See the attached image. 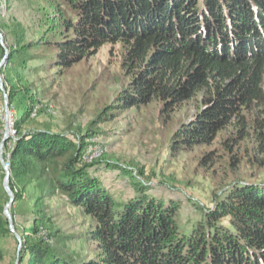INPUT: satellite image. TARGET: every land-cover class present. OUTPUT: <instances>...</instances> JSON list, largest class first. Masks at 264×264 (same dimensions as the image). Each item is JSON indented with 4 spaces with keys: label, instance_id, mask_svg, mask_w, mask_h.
Segmentation results:
<instances>
[{
    "label": "trees",
    "instance_id": "obj_1",
    "mask_svg": "<svg viewBox=\"0 0 264 264\" xmlns=\"http://www.w3.org/2000/svg\"><path fill=\"white\" fill-rule=\"evenodd\" d=\"M17 1L29 22L13 18L5 31L6 45L11 37L13 43L2 75L15 110L16 135L4 145L12 214L25 206L30 222L13 221L22 237L19 264H264V183L234 176L243 163L264 168V0ZM109 44L122 45L121 67L130 77L111 109L156 105L163 123H178L172 159L204 148L201 166L221 164L220 174L212 172L221 186L211 206L191 197L194 218L182 222L183 202L156 190L140 169L86 162L93 134L32 121L41 86L37 92L31 77L43 82L49 70L63 76ZM4 57L0 40V62ZM190 101L194 113L177 119ZM111 109L98 119L115 116ZM103 161L131 177L133 197L115 196L93 173ZM55 199L89 218L84 254L67 248L72 234L53 231ZM11 232L0 206V240Z\"/></svg>",
    "mask_w": 264,
    "mask_h": 264
},
{
    "label": "rangeland",
    "instance_id": "obj_2",
    "mask_svg": "<svg viewBox=\"0 0 264 264\" xmlns=\"http://www.w3.org/2000/svg\"><path fill=\"white\" fill-rule=\"evenodd\" d=\"M13 18L29 22L25 5L17 0H0V30L4 36L5 31H8L7 28L14 24ZM12 43L13 37L9 39L7 47ZM122 52L121 44H109L69 69L63 76L56 77L54 71L49 70L43 73L45 80L39 83L35 79L38 77L32 76L31 81L35 80L34 87L37 92L41 86L38 92L40 101L35 109L37 115H32L34 117L32 121L36 125L47 126L56 131L93 134L91 136L95 137L89 139L90 143L85 156L94 154L96 150L93 160L109 159L140 169L143 176L149 178L156 190L183 202L184 212L181 215V221L185 222L198 214L196 207L190 201L191 197L208 206L214 202L215 192L220 191L221 185H218V178L215 174L212 175V172L214 170L220 174L221 164L216 163L214 168L212 165L201 166V156L203 151H207L204 148L179 152L172 159L169 144L172 140V131L178 123L177 121L163 123L157 118L158 107L156 105L152 104L140 109L139 112L134 109L121 111L111 109L113 107L111 105H116L119 102V96L130 86V77L121 67ZM4 101V94L0 88V143L6 125V116L3 112ZM191 103L192 101L186 102L178 110L177 119L187 118L194 113L195 108ZM105 109L108 112L111 109L112 114L116 115L108 121H105L107 120L105 116L103 120H99V115ZM14 112L15 110L10 112L8 119L10 122H13ZM107 133L108 136L105 137ZM223 135H227V132L225 131ZM103 139L107 146L101 149L98 146L100 140ZM215 144L219 146L218 140ZM92 169L93 173L100 177L104 185L115 196L130 198L135 195L133 183L129 181L131 177L121 173L119 168L107 166L103 161L95 164ZM134 173L140 174L136 170ZM234 176L247 180L249 183H264V168L258 169L243 163ZM4 178L5 170L0 155V206L3 212L10 200L4 187ZM234 179L231 177V180ZM13 203L9 208L13 221L16 220L21 226L29 225L30 222L25 221L27 214L21 213L25 212L26 207L18 208L17 206L14 216L12 214L15 210ZM54 205L58 215L54 218L53 231L58 230L59 236L72 234L74 239L68 243L67 248L71 252L80 250L84 254L87 249L85 233L89 218L79 209L65 206L61 199H55ZM13 225L15 230L14 222ZM18 236L22 240L19 232L12 231L0 240L3 250L0 264H16L17 260L19 261L22 243ZM52 240L57 242L54 237L50 238V241ZM57 244L61 245L59 242Z\"/></svg>",
    "mask_w": 264,
    "mask_h": 264
},
{
    "label": "water",
    "instance_id": "obj_3",
    "mask_svg": "<svg viewBox=\"0 0 264 264\" xmlns=\"http://www.w3.org/2000/svg\"><path fill=\"white\" fill-rule=\"evenodd\" d=\"M0 40H1L2 45L5 48V57L0 62V88L3 91V94H4V98H5V101H4L5 115H6V120H8L9 119V115H10L9 93H8V91H6V89L4 87V78H3V75H2V67L6 63V60H7L8 56H9V53H10V50L7 47L6 43H5V36H4V33L1 30H0ZM7 126L8 125H7V122H6L5 131H4L1 143H0L1 163H2V166H3L4 170H5L4 187H5L6 191L9 194V197H10L9 202L7 203V205L5 207L4 214L9 220L11 231H15L14 230V225H13V219H12V216H11V212L9 210L11 204L14 201L15 194H14V191L12 190V188H11V185H10L11 170L7 166L6 160H5V157H4V145L7 142V140L9 139L10 133H11V129H9ZM18 238L20 240V243H22V240H21L20 236H18ZM16 264H19L18 260H17Z\"/></svg>",
    "mask_w": 264,
    "mask_h": 264
},
{
    "label": "built area",
    "instance_id": "obj_4",
    "mask_svg": "<svg viewBox=\"0 0 264 264\" xmlns=\"http://www.w3.org/2000/svg\"><path fill=\"white\" fill-rule=\"evenodd\" d=\"M3 112H4V114H5V107H3ZM11 112V111H10ZM36 112H37V110H34V112H33V116H35L36 115ZM6 116V115H5ZM6 122H7V120H6ZM10 125H11V133H10V137H15V129H14V127H13V122H10ZM6 126V125H5ZM13 128V129H12ZM9 137V138H10ZM10 145V144H9ZM96 151V150H95ZM94 151V154L93 153H91V154H88V156H85V160H86V162H91L92 160H93V157L95 156V154H96V152ZM5 160H6V164H7V166L9 167V168H11V162H10V154L8 153V155L5 157Z\"/></svg>",
    "mask_w": 264,
    "mask_h": 264
},
{
    "label": "bare ground",
    "instance_id": "obj_5",
    "mask_svg": "<svg viewBox=\"0 0 264 264\" xmlns=\"http://www.w3.org/2000/svg\"><path fill=\"white\" fill-rule=\"evenodd\" d=\"M7 127L9 128V129H11L10 127H11V125H10V121L9 120H7Z\"/></svg>",
    "mask_w": 264,
    "mask_h": 264
}]
</instances>
